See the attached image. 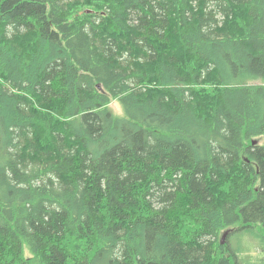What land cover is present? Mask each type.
<instances>
[{"label": "trees", "instance_id": "trees-1", "mask_svg": "<svg viewBox=\"0 0 264 264\" xmlns=\"http://www.w3.org/2000/svg\"><path fill=\"white\" fill-rule=\"evenodd\" d=\"M0 264H264V0H0Z\"/></svg>", "mask_w": 264, "mask_h": 264}, {"label": "rangeland", "instance_id": "rangeland-1", "mask_svg": "<svg viewBox=\"0 0 264 264\" xmlns=\"http://www.w3.org/2000/svg\"><path fill=\"white\" fill-rule=\"evenodd\" d=\"M253 83L258 84L259 81ZM111 107L116 114H123L122 108L117 101L112 102ZM227 240L230 244V252L237 253L238 261L240 263L244 262V258L247 256L246 254L251 255L252 260L259 256L260 239L256 234L248 233L245 230L235 231L226 237V241ZM232 258L234 259L233 255Z\"/></svg>", "mask_w": 264, "mask_h": 264}, {"label": "water", "instance_id": "water-1", "mask_svg": "<svg viewBox=\"0 0 264 264\" xmlns=\"http://www.w3.org/2000/svg\"><path fill=\"white\" fill-rule=\"evenodd\" d=\"M225 237H226V234H224V236L222 238V243H225Z\"/></svg>", "mask_w": 264, "mask_h": 264}]
</instances>
